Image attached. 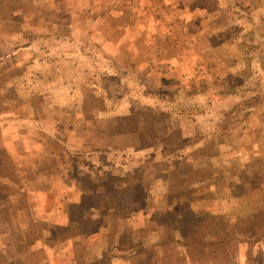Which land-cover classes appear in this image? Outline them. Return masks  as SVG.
<instances>
[{
  "label": "rangeland",
  "instance_id": "rangeland-1",
  "mask_svg": "<svg viewBox=\"0 0 264 264\" xmlns=\"http://www.w3.org/2000/svg\"><path fill=\"white\" fill-rule=\"evenodd\" d=\"M1 159L0 264H264L184 246L264 209V0H0Z\"/></svg>",
  "mask_w": 264,
  "mask_h": 264
},
{
  "label": "trees",
  "instance_id": "trees-1",
  "mask_svg": "<svg viewBox=\"0 0 264 264\" xmlns=\"http://www.w3.org/2000/svg\"><path fill=\"white\" fill-rule=\"evenodd\" d=\"M10 170V172H8ZM13 167H11L8 159L0 160V180L2 179H11L13 173ZM5 188V185L0 184ZM9 190V189H8ZM10 195V193H2L0 189L1 195ZM157 225L160 231V240L158 241L156 246L159 247H167L173 245L176 241L174 229L169 223L168 220H164V217L159 216L157 219ZM181 232L184 235L185 241H189L190 233L186 229V225L182 226ZM34 239L39 240L40 236L34 237ZM236 240L238 243L247 242L248 244L260 243L264 240V209L260 210L257 213L250 215L245 219L239 220V222L233 226H226L222 228L218 232H216V240L207 243L206 241L199 242L197 244H185L187 247H199L202 249H209L211 251L210 257L214 259H218L217 257L229 256V248L233 241ZM29 258V259H28ZM33 258V261H41V252L31 253L27 259H25L24 264H35L30 262ZM189 258L191 261L195 259L194 255L192 257V253L189 250ZM38 261V264L40 262Z\"/></svg>",
  "mask_w": 264,
  "mask_h": 264
},
{
  "label": "crops",
  "instance_id": "crops-1",
  "mask_svg": "<svg viewBox=\"0 0 264 264\" xmlns=\"http://www.w3.org/2000/svg\"><path fill=\"white\" fill-rule=\"evenodd\" d=\"M11 158H13V156H11ZM10 178L11 179L8 178V179L0 180V184L5 185V188L0 185V189L2 191L9 189V190L14 191L16 194H20V192L24 193L25 191L22 189L23 188L22 186L21 187L19 186V183L17 182V179H16L14 173H13L12 177H10ZM14 178H15V180H14ZM9 196H11V195H9ZM9 199H10V197H8L6 194L0 196V201H2L3 203L4 202H7V203L11 202V204H12V201H9ZM76 202H78V201L77 200L74 201L73 204H76ZM18 212L20 213V211H18ZM65 219H66V221L63 222V225L68 226L71 221L68 218H65Z\"/></svg>",
  "mask_w": 264,
  "mask_h": 264
}]
</instances>
